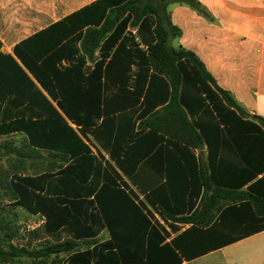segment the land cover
I'll return each instance as SVG.
<instances>
[{
  "label": "trees",
  "instance_id": "16d2710c",
  "mask_svg": "<svg viewBox=\"0 0 264 264\" xmlns=\"http://www.w3.org/2000/svg\"><path fill=\"white\" fill-rule=\"evenodd\" d=\"M175 3L208 16L197 0H125L110 12L107 7L100 11L104 23L87 31L83 52L94 60L110 34L107 46L117 48L112 54L103 49L96 75L72 79L69 70V79L60 74L55 81H43L28 65L51 100L11 56L0 52V92L5 87L34 92L0 95V137L6 136L0 139V153L46 158L47 165L35 175L0 168V211L21 208L44 218L32 236L49 238L38 250L4 249V240H12L15 231L0 212V264L62 253L69 255L67 264H182L252 235L251 224L264 222V175L255 180L264 174V118L251 115L220 88L193 52L171 45L181 35L168 12ZM25 103L24 109H13ZM18 133L24 135L20 148L10 141ZM88 136L108 158L92 151ZM149 138H167L173 148L169 156L187 154L194 162L192 150L206 146L207 163L199 168L194 163L196 177L181 191H176L181 180L171 168L166 182L145 192L143 160L157 146L142 151ZM5 200L9 204H2ZM262 229L264 224L254 230ZM103 230L111 239L99 243L95 238ZM84 241L88 248L78 250Z\"/></svg>",
  "mask_w": 264,
  "mask_h": 264
},
{
  "label": "crops",
  "instance_id": "0c3cea01",
  "mask_svg": "<svg viewBox=\"0 0 264 264\" xmlns=\"http://www.w3.org/2000/svg\"><path fill=\"white\" fill-rule=\"evenodd\" d=\"M124 1L0 0V41L2 42L0 52L11 56L36 87L51 100V95L40 83L31 67L43 81L47 79L55 81L60 74L69 73V70L73 71L72 79L81 80L96 75L97 63L103 60V49H109L112 54L117 44L107 46L111 34L108 35L96 52L95 59L90 60L83 52V40L89 29L100 28L103 25L104 21L100 20V11L107 7L110 12L111 8L117 7ZM197 1L205 8L207 17L188 5L175 3L168 7L173 26L181 32L180 37L171 39V45L193 52L220 88L230 92L251 115L264 118V0ZM127 30L135 33L137 29L129 27ZM108 61L109 59L106 63ZM103 70L104 67H102ZM66 75L69 79V74ZM4 78L7 77L4 76ZM101 79L104 81L103 77ZM24 89L25 93L22 92ZM56 92L57 95H61L58 90ZM0 93L2 97L10 98L30 95L34 92L29 88L5 87ZM53 104L57 107L55 102ZM27 105L28 103H25L16 109V106H13V109L19 111ZM7 106V103L2 105L1 111ZM68 122L77 130L76 125L69 120ZM13 137L23 139L24 135L18 133L10 138ZM5 138L6 136L0 137V139ZM228 140L234 153L240 155L234 139L228 135ZM85 142L92 146H90L91 149L94 147L95 154L100 152L108 158L91 136H88ZM144 142L142 151L157 143L150 156L143 160L145 171L142 174L141 184L145 192L153 191L157 183L160 185L166 182L171 168H173V174L181 180L177 183L180 187L176 191L183 190L184 183L192 182L196 177V173H193L194 163L199 168L201 162L204 164L208 160L206 146L192 150L196 157L194 162L187 154L177 155L175 158L169 156L168 150L173 148L167 143V138L163 142H157L154 138L145 139ZM147 162H150L149 166L146 165ZM263 175H258L255 180L261 179ZM123 178L144 201V195L126 177ZM192 190L190 186L189 191ZM242 190H246V187ZM149 209L154 212L150 206ZM155 216L164 224L157 213ZM41 219L43 225L45 219L42 217ZM263 224L264 222L251 224L248 230L254 231L252 235L205 256L184 261L182 264H195L216 254L223 255L222 264H232L236 261L242 264H264V229L254 230ZM186 228L188 226L182 230ZM110 239L111 236L107 230H103L95 238L99 243L108 242Z\"/></svg>",
  "mask_w": 264,
  "mask_h": 264
},
{
  "label": "rangeland",
  "instance_id": "374dc122",
  "mask_svg": "<svg viewBox=\"0 0 264 264\" xmlns=\"http://www.w3.org/2000/svg\"><path fill=\"white\" fill-rule=\"evenodd\" d=\"M4 140V139H3ZM11 142L15 146H22V138L13 137L10 139ZM39 159V160H37ZM45 159L40 158H32V157H21L17 156V154H13L11 157L6 153H0V168L13 172L15 168H18L20 172L26 175H35L41 171H45L47 165L44 163ZM37 162H40V165H36ZM5 195V192H2V196ZM8 200V199H7ZM5 200L2 204H9V201ZM1 212V211H0ZM11 212V213H10ZM3 216L6 217V220L13 223V230L15 231V236L12 240H4L3 248H7V245L15 246L16 248H24L29 251L38 250L40 247L46 244V240L49 238L41 233L40 237L34 238L32 236V232L38 228L41 229L42 219L41 217H33L28 212L23 209H15L9 210L7 212H1ZM40 235V234H39ZM3 237V235H1ZM60 239H66L65 235H62ZM54 241V240H50ZM89 246L87 241L80 242L78 246V250H84ZM68 254H54L49 258L45 259H35L29 256L18 257L13 261V264H66V260L68 258ZM223 255L216 254L212 257L206 258L202 261H199L195 264H222ZM232 264H242L239 261L233 262Z\"/></svg>",
  "mask_w": 264,
  "mask_h": 264
},
{
  "label": "built area",
  "instance_id": "2783aa9c",
  "mask_svg": "<svg viewBox=\"0 0 264 264\" xmlns=\"http://www.w3.org/2000/svg\"><path fill=\"white\" fill-rule=\"evenodd\" d=\"M90 146H91V145H90ZM91 147H92V146H91ZM93 149H94V147H93ZM93 149H92V150H93ZM93 152L96 153L94 150H93Z\"/></svg>",
  "mask_w": 264,
  "mask_h": 264
}]
</instances>
